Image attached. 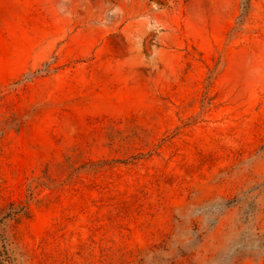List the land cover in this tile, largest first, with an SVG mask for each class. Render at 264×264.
<instances>
[{"label": "rangeland", "instance_id": "1", "mask_svg": "<svg viewBox=\"0 0 264 264\" xmlns=\"http://www.w3.org/2000/svg\"><path fill=\"white\" fill-rule=\"evenodd\" d=\"M0 244L264 264V0H0Z\"/></svg>", "mask_w": 264, "mask_h": 264}, {"label": "trees", "instance_id": "2", "mask_svg": "<svg viewBox=\"0 0 264 264\" xmlns=\"http://www.w3.org/2000/svg\"><path fill=\"white\" fill-rule=\"evenodd\" d=\"M0 264H13L6 248L0 244Z\"/></svg>", "mask_w": 264, "mask_h": 264}]
</instances>
